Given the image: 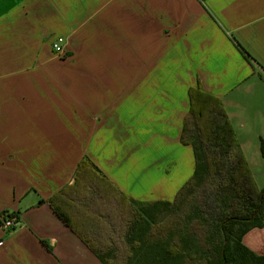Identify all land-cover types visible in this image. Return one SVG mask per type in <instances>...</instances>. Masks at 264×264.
Listing matches in <instances>:
<instances>
[{
  "label": "crops",
  "instance_id": "1",
  "mask_svg": "<svg viewBox=\"0 0 264 264\" xmlns=\"http://www.w3.org/2000/svg\"><path fill=\"white\" fill-rule=\"evenodd\" d=\"M197 85L262 188L264 0H0V214L18 218L0 264H103L49 204L83 157L127 197L172 202L194 172L180 136ZM242 242L264 256V227Z\"/></svg>",
  "mask_w": 264,
  "mask_h": 264
},
{
  "label": "trees",
  "instance_id": "2",
  "mask_svg": "<svg viewBox=\"0 0 264 264\" xmlns=\"http://www.w3.org/2000/svg\"><path fill=\"white\" fill-rule=\"evenodd\" d=\"M180 141L192 146L194 172L172 202L127 197L83 157L73 183L49 204L103 264H264L242 242L264 227V188L256 186L220 99L200 85L189 89ZM260 151L264 156L263 141Z\"/></svg>",
  "mask_w": 264,
  "mask_h": 264
},
{
  "label": "built area",
  "instance_id": "3",
  "mask_svg": "<svg viewBox=\"0 0 264 264\" xmlns=\"http://www.w3.org/2000/svg\"><path fill=\"white\" fill-rule=\"evenodd\" d=\"M65 44V39L62 37H58L53 43L52 48L55 53L61 54L63 53ZM18 225V218L13 213L2 212L0 214V227L6 232H10L14 230Z\"/></svg>",
  "mask_w": 264,
  "mask_h": 264
},
{
  "label": "rangeland",
  "instance_id": "4",
  "mask_svg": "<svg viewBox=\"0 0 264 264\" xmlns=\"http://www.w3.org/2000/svg\"><path fill=\"white\" fill-rule=\"evenodd\" d=\"M260 171V175L257 174V179H258V183H260L264 188V167H262L261 169H259Z\"/></svg>",
  "mask_w": 264,
  "mask_h": 264
}]
</instances>
